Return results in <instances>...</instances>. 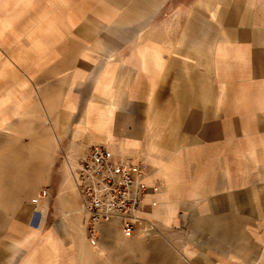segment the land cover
<instances>
[{
  "label": "crops",
  "instance_id": "1",
  "mask_svg": "<svg viewBox=\"0 0 264 264\" xmlns=\"http://www.w3.org/2000/svg\"><path fill=\"white\" fill-rule=\"evenodd\" d=\"M2 116L49 163L66 139L141 165L154 224L90 240L43 158L32 185L54 195L26 198L9 264H264V0H0Z\"/></svg>",
  "mask_w": 264,
  "mask_h": 264
},
{
  "label": "rangeland",
  "instance_id": "2",
  "mask_svg": "<svg viewBox=\"0 0 264 264\" xmlns=\"http://www.w3.org/2000/svg\"><path fill=\"white\" fill-rule=\"evenodd\" d=\"M5 116L0 119V264H9L10 260L17 256L18 237L15 233L18 226L29 225L31 220L25 215V210L33 209L36 206L26 201L29 196L34 197L42 189L32 185L36 179L38 165L43 163L44 158L38 151L29 135H21L24 123L13 121L8 124L7 131L3 126ZM33 125V124H31ZM38 125V124H34ZM87 119L77 123L71 130L72 140L79 138L88 128ZM94 126L101 130V120L94 123ZM3 127V128H2ZM68 127L64 131L67 132ZM4 130V131H3ZM57 144L58 140H54ZM66 139L58 142L52 151L55 154L51 157V163L46 157V163L53 167V173L60 169L65 161L67 176L71 177L73 169L80 159L74 147L68 149L66 154ZM54 186H51V188ZM50 189V188H48ZM54 195L53 190H49ZM44 215V214H43Z\"/></svg>",
  "mask_w": 264,
  "mask_h": 264
},
{
  "label": "built area",
  "instance_id": "3",
  "mask_svg": "<svg viewBox=\"0 0 264 264\" xmlns=\"http://www.w3.org/2000/svg\"><path fill=\"white\" fill-rule=\"evenodd\" d=\"M71 173L87 216L90 240L98 236L100 224L112 221L119 223L125 236H130L138 227L143 228L144 236L151 234L154 224L143 221L137 214L146 192L141 165L117 160L105 145L91 144ZM48 194L44 187L39 196L45 198Z\"/></svg>",
  "mask_w": 264,
  "mask_h": 264
},
{
  "label": "bare ground",
  "instance_id": "4",
  "mask_svg": "<svg viewBox=\"0 0 264 264\" xmlns=\"http://www.w3.org/2000/svg\"><path fill=\"white\" fill-rule=\"evenodd\" d=\"M77 165H78V162L76 163L75 167H76ZM75 167H74V168H75ZM74 168H73V169H74ZM40 214H41V213H40ZM42 215H43V214H42ZM41 221H42V220H41ZM52 231H53V229H52Z\"/></svg>",
  "mask_w": 264,
  "mask_h": 264
}]
</instances>
